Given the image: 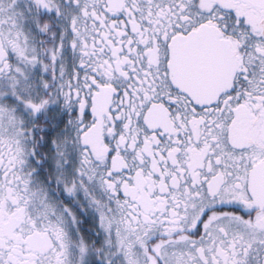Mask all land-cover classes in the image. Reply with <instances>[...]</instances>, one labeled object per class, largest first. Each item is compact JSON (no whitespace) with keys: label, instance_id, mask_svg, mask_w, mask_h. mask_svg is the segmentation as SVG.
Instances as JSON below:
<instances>
[{"label":"snow or ice","instance_id":"snow-or-ice-1","mask_svg":"<svg viewBox=\"0 0 264 264\" xmlns=\"http://www.w3.org/2000/svg\"><path fill=\"white\" fill-rule=\"evenodd\" d=\"M0 264H264V0H0Z\"/></svg>","mask_w":264,"mask_h":264}]
</instances>
